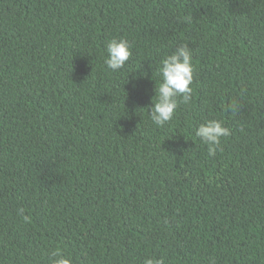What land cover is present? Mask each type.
Here are the masks:
<instances>
[{
    "label": "trees",
    "instance_id": "1",
    "mask_svg": "<svg viewBox=\"0 0 264 264\" xmlns=\"http://www.w3.org/2000/svg\"><path fill=\"white\" fill-rule=\"evenodd\" d=\"M116 37L132 56L113 71ZM182 44L192 97L158 127L160 62ZM210 119L231 129L215 157L195 134ZM56 251L264 264V0H0V264Z\"/></svg>",
    "mask_w": 264,
    "mask_h": 264
},
{
    "label": "clouds",
    "instance_id": "2",
    "mask_svg": "<svg viewBox=\"0 0 264 264\" xmlns=\"http://www.w3.org/2000/svg\"><path fill=\"white\" fill-rule=\"evenodd\" d=\"M107 57L104 60L108 69L117 71L122 69L132 56V44L125 38H112L105 44ZM192 50L187 44H182L175 51L166 55L160 62L159 73L161 81L155 87V96L152 98L149 112L153 124L163 127L172 120L179 103L187 104L192 97L191 85L194 81ZM155 98V99H154ZM197 137L208 145V156L215 157L223 137L231 135V129L225 126L222 120L210 119L201 123L195 130ZM18 215L25 222L30 220L24 214V209H18ZM50 264H72V260L60 251L52 253ZM144 264H165L164 259L146 258ZM214 264V262H213Z\"/></svg>",
    "mask_w": 264,
    "mask_h": 264
}]
</instances>
